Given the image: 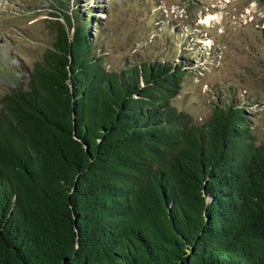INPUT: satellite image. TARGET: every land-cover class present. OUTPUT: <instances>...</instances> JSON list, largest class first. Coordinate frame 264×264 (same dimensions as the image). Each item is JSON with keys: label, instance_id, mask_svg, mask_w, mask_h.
<instances>
[{"label": "trees", "instance_id": "obj_1", "mask_svg": "<svg viewBox=\"0 0 264 264\" xmlns=\"http://www.w3.org/2000/svg\"><path fill=\"white\" fill-rule=\"evenodd\" d=\"M93 13L53 21L27 86L0 98V264H264L250 106L197 122L175 104L187 64L109 69Z\"/></svg>", "mask_w": 264, "mask_h": 264}, {"label": "rangeland", "instance_id": "obj_2", "mask_svg": "<svg viewBox=\"0 0 264 264\" xmlns=\"http://www.w3.org/2000/svg\"><path fill=\"white\" fill-rule=\"evenodd\" d=\"M82 6L100 20L92 33L109 69L145 57L187 64L190 73L175 104L199 122L216 104L238 98L250 106L264 141L259 0H0V98L27 86L28 68L53 40L52 22H65L66 13L73 19Z\"/></svg>", "mask_w": 264, "mask_h": 264}, {"label": "bare ground", "instance_id": "obj_3", "mask_svg": "<svg viewBox=\"0 0 264 264\" xmlns=\"http://www.w3.org/2000/svg\"><path fill=\"white\" fill-rule=\"evenodd\" d=\"M209 19H207V21H208Z\"/></svg>", "mask_w": 264, "mask_h": 264}]
</instances>
